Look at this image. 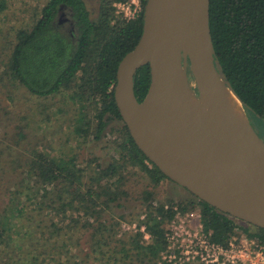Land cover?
Segmentation results:
<instances>
[{"label": "trees", "instance_id": "trees-1", "mask_svg": "<svg viewBox=\"0 0 264 264\" xmlns=\"http://www.w3.org/2000/svg\"><path fill=\"white\" fill-rule=\"evenodd\" d=\"M128 1L130 0H99L97 17L93 19L84 0H49L42 8L34 26L17 33V41L4 75L40 98L57 95L63 89H69L71 98L87 110L85 116L88 120L79 119V125L83 126L78 127L77 133L92 135L95 140H101L112 122H120L118 132L125 145L118 143L117 148L122 153L123 167L132 165L140 168L157 185L163 179H169L137 147L115 101L118 66L141 39L147 4V0H143L141 15L128 21L116 14L114 6L116 3ZM3 7V4L0 5V9ZM62 17L65 19L62 20ZM69 21L75 24L72 35L65 29V23ZM210 27L216 61L226 81L243 102L253 127L262 137L264 0H210ZM150 82V67L147 65L135 75L134 89L139 102L146 97ZM147 163L151 165L150 168ZM121 169L122 165L116 164H110L107 169L100 167L97 171L99 177L92 180L93 184H87L86 172L74 158L64 160L38 153L28 165V176L31 178L35 174V179L28 180L30 184L27 187L24 186L25 180L17 184L18 189L10 198L11 207L4 214H0V256L5 254L6 257L0 259V264H8L17 251L19 255H26L24 258H28L32 264H37L38 259L25 251L23 240H17L16 236L21 234L20 230L17 231L15 223L24 217L28 223L36 222L35 210L30 209L35 205L40 210L46 207V210L50 208L58 211V214L62 215L61 220L67 222V229H72V224L78 228L81 222L79 216L83 214L88 219L89 228L94 230L93 238L99 242V247H109L117 235V223L116 220L110 219L103 222V214L121 196L131 194L125 191L119 193L110 187L101 186L100 183L104 179L115 178ZM123 176H120L119 180H122ZM121 182L124 183L123 180ZM21 185L26 188L27 193L20 192ZM52 186L57 188L55 198L49 197L51 192L47 187ZM149 195L151 199V193H147V197ZM193 197L196 202L190 206L200 209L204 227L212 233L216 243L227 244L235 235V231L241 230L264 246L263 229L252 226L251 230L239 225L238 220ZM69 213L70 217L67 216ZM157 214L164 218L157 220L152 213L146 222L147 233L151 236L148 245L140 246L134 238L125 243L128 247L134 245L133 249L138 252L133 253V256L142 264L157 261L160 252L167 245L165 217L172 219L175 213L172 210L165 212L164 207H161ZM75 215L78 218H75ZM240 223L247 225L241 221ZM24 225L26 224L20 227L23 228ZM52 226L55 227L53 222L50 229ZM30 230L28 228V231ZM98 236H101V239H98ZM128 249L133 251L132 248ZM127 257H131L129 252ZM130 264L133 263L130 261Z\"/></svg>", "mask_w": 264, "mask_h": 264}, {"label": "rangeland", "instance_id": "rangeland-1", "mask_svg": "<svg viewBox=\"0 0 264 264\" xmlns=\"http://www.w3.org/2000/svg\"><path fill=\"white\" fill-rule=\"evenodd\" d=\"M48 1L0 0V5H4L0 9V214H4L11 207L10 198L18 189L17 184L25 180L24 186L27 187L30 184L28 180L35 179L33 177L35 174L29 178L28 165L38 153L64 160L74 158L85 170L87 184H93L92 180L99 177L97 171L100 167L107 169L110 164L122 165L115 178L104 179L100 183L101 186L110 187L119 193L125 191L131 194L121 196L103 214L105 218L103 222L110 219L116 220L117 223V235L109 247L104 245L99 247V242L93 238L94 230L89 228L88 219L83 214L79 216L80 229L73 224L72 229H67V222L61 220L62 215H59L58 211L50 208L46 210V207L40 210L36 205L30 208L35 210L36 222L28 223L26 217L15 221L17 228H14L20 230L21 234L16 238L23 240L25 251L38 259L37 264H130V261L133 264H142L133 256V253L138 252L133 249L134 245L128 247L125 243L134 238L137 244L145 247L151 242L146 222L152 213L157 220H162L164 218L162 215H156L161 207H164L165 212L172 210L175 215L177 211L182 214L192 212L198 210V207L190 206L196 199L172 181L163 179L156 185L140 168L132 165L123 167L122 153L117 148L118 143L125 145L118 132L120 122H112L101 140H95L92 135L77 133L78 127L83 126L79 125V119L88 120L85 116L87 110L71 98L69 89H63L57 95L40 98L4 75L6 64L17 41V33L34 26ZM84 1L92 18H96L99 0ZM65 29L72 35L73 26L65 23ZM189 79L193 90L198 94V87L191 73ZM262 138L264 139V136ZM148 167L151 165L148 164ZM122 175L124 183L119 180ZM47 189L51 192L49 197L55 198L57 188L52 186ZM21 191H26L22 185ZM147 193H151V199L150 195L147 197ZM183 208L185 211L182 212ZM70 214L67 216L70 217ZM69 217L67 221L70 220ZM74 217L78 218L76 215ZM175 217L171 219L166 216L165 220L173 221ZM52 222L55 227L52 226L50 229ZM23 224L26 225L21 228ZM238 224L253 230L248 224L244 225L240 221ZM142 226L146 227L145 234L141 232ZM28 228L31 230L28 231ZM146 235H149V238H146ZM246 235L249 236L237 230L233 238L240 239L247 237ZM97 238L101 239V236ZM128 248H132L133 251ZM165 250L166 248L160 252L157 261L145 264H170L161 255ZM128 252L131 257H127ZM16 253L8 264H32L28 258H24L26 255H19L18 251ZM2 258L6 259L5 254L0 256V259Z\"/></svg>", "mask_w": 264, "mask_h": 264}, {"label": "water", "instance_id": "water-1", "mask_svg": "<svg viewBox=\"0 0 264 264\" xmlns=\"http://www.w3.org/2000/svg\"><path fill=\"white\" fill-rule=\"evenodd\" d=\"M215 55L210 0H147L141 39L118 66L115 101L135 144L166 178L218 211L264 230V139ZM147 65L150 87L139 102L135 75ZM210 85L224 87L241 102L252 137L203 131L188 104Z\"/></svg>", "mask_w": 264, "mask_h": 264}, {"label": "built area", "instance_id": "built-area-1", "mask_svg": "<svg viewBox=\"0 0 264 264\" xmlns=\"http://www.w3.org/2000/svg\"><path fill=\"white\" fill-rule=\"evenodd\" d=\"M142 1L116 3V14L128 21L135 20L143 11ZM175 216V220L166 221L167 245L161 254L170 264H264V246L247 235L240 239L232 237L225 245L216 243L204 227L199 208L185 214L177 211ZM141 232L146 233L145 226Z\"/></svg>", "mask_w": 264, "mask_h": 264}, {"label": "bare ground", "instance_id": "bare-ground-1", "mask_svg": "<svg viewBox=\"0 0 264 264\" xmlns=\"http://www.w3.org/2000/svg\"><path fill=\"white\" fill-rule=\"evenodd\" d=\"M205 60L210 61L209 49ZM191 115L207 134H238L252 137V130L241 102L224 87L210 85L199 100L189 101Z\"/></svg>", "mask_w": 264, "mask_h": 264}, {"label": "flooded vegetation", "instance_id": "flooded-vegetation-1", "mask_svg": "<svg viewBox=\"0 0 264 264\" xmlns=\"http://www.w3.org/2000/svg\"><path fill=\"white\" fill-rule=\"evenodd\" d=\"M61 16H64V15H61ZM65 18L62 17V20H64ZM61 19H59L60 21ZM71 26H73V31H74V28H75V24L72 22V21H69L68 22Z\"/></svg>", "mask_w": 264, "mask_h": 264}]
</instances>
